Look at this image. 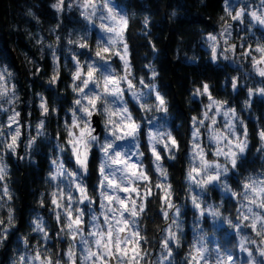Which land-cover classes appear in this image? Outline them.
<instances>
[{
	"label": "clouds",
	"instance_id": "9594fccd",
	"mask_svg": "<svg viewBox=\"0 0 264 264\" xmlns=\"http://www.w3.org/2000/svg\"><path fill=\"white\" fill-rule=\"evenodd\" d=\"M211 2L19 0L0 264H264V0Z\"/></svg>",
	"mask_w": 264,
	"mask_h": 264
},
{
	"label": "trees",
	"instance_id": "16d2710c",
	"mask_svg": "<svg viewBox=\"0 0 264 264\" xmlns=\"http://www.w3.org/2000/svg\"><path fill=\"white\" fill-rule=\"evenodd\" d=\"M161 2L163 3L164 0H161ZM171 0H168V5H170ZM0 3H3V7H0V32H3L4 28L7 27L8 23L12 20H15V11L18 10V5H19V0H6V2H4V0H0ZM166 5V6H168ZM158 10V5L155 6ZM216 4L212 3L210 0V7L209 10L210 11H215L216 10ZM9 8H11L12 12L10 14L9 12ZM22 23V21H20ZM172 40H174V37L171 38ZM8 40H12L13 43H15L14 38L11 36H7L6 40H5V46H7V42ZM18 48H24L25 50H28V46L24 43L23 38L21 37L19 44L17 45ZM31 55H34V53H31ZM15 63V61H14ZM19 71V69H18ZM185 71H187V69H185ZM175 76V74H173Z\"/></svg>",
	"mask_w": 264,
	"mask_h": 264
}]
</instances>
